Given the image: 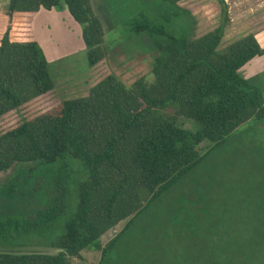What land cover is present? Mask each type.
<instances>
[{"label":"trees","instance_id":"16d2710c","mask_svg":"<svg viewBox=\"0 0 264 264\" xmlns=\"http://www.w3.org/2000/svg\"><path fill=\"white\" fill-rule=\"evenodd\" d=\"M138 1L136 8L135 1L128 3L127 39L146 34L156 53L152 82L141 77L126 85L109 74L86 96L64 99L0 134V172L13 169L18 183L25 172L30 176L34 170L55 167L48 171L54 174L50 181L37 177V186L31 188L44 194V204L20 218L0 219V242L9 247L0 250V264H72L85 249L100 251L98 264H104L129 226L162 193L242 124L264 121L262 89L240 71L262 56L264 47L249 33L217 49L229 22L225 0H216L219 24L199 36L195 26L184 30L180 22L182 15L192 16L180 4L184 0ZM40 8H64L82 25L90 67L105 56L103 25L90 0H8L0 29V117L54 87L32 29ZM180 119L198 128L183 127ZM74 161L85 178L76 185L74 212L47 245L57 252L22 250L27 249L25 236H42L66 214L67 178L76 172ZM257 188L262 193L264 182ZM20 192L12 189L15 196ZM180 198L167 214L172 223L168 230L173 234L174 227V237L192 248L181 249L168 264H264V200L263 208L232 209L227 220L213 216L207 206L199 207L201 195L190 207L185 206L187 196ZM125 219L123 228L103 245L101 236Z\"/></svg>","mask_w":264,"mask_h":264},{"label":"rangeland","instance_id":"374dc122","mask_svg":"<svg viewBox=\"0 0 264 264\" xmlns=\"http://www.w3.org/2000/svg\"><path fill=\"white\" fill-rule=\"evenodd\" d=\"M132 1H135L133 3L135 8L140 3L138 0H90L93 11L103 25V48L106 50L104 58L92 67L87 63L86 47L82 40V25L75 22L64 8L51 10L40 8L33 19L32 28L37 43L48 60L54 87L46 94L1 116L0 134L54 107L64 99L86 96L92 86L109 74L115 75L126 85H131L141 77L147 83L152 82L151 63L156 53L152 50L146 34L134 35L132 36L134 38L127 39L130 30L126 24V15L129 12L128 3L131 4ZM226 1L229 5H233V0ZM240 1L239 12L250 14L251 22L243 21L240 25L236 19L237 22L233 24L235 26L231 27L233 31H224L217 48L219 51L224 50L232 41L248 34L249 27L253 24L264 28V0ZM180 4L192 12L191 17L182 15L180 22L183 29L190 31L195 26L196 36L220 22V6L216 0H184ZM185 20L190 22V25L192 23L194 25L188 26ZM200 21L204 23L207 21L208 27L204 28ZM241 74L259 85L264 97V58L251 61L241 70ZM179 121L183 127L198 128V125L194 123L195 126H193L190 120L180 119ZM253 123L249 121L238 127L227 142L214 148L199 165L168 191L162 193L129 226L117 248L113 250L109 258L106 256L107 260L104 264H168L181 249H191L187 240L185 241L188 246L182 244L180 238L174 237V227L171 228L173 234H170L168 230L172 223L166 220L167 214L171 210L173 201L181 200L180 196H187L188 202L185 206L190 207L189 202L196 201L201 195L203 198L197 201L199 207L207 206L213 209V216L227 220L229 218L225 215H229L234 208H263L264 190L260 193L257 185L264 182V121ZM251 124L253 126H250ZM244 129L246 133L241 132ZM205 145L203 143L202 147ZM74 162L76 172L69 173L67 178L70 191L66 214L57 219L53 227L46 230L42 236H25L23 240L29 248L22 250L57 252L47 245L53 236L62 232L65 218L74 212L77 201L76 185L78 181L85 178L82 166L79 162ZM31 165L22 164L21 166ZM50 168L55 167L34 170L30 176L25 172L20 177L22 183L15 180L16 172L13 169L0 172V219L20 218L44 204V194L39 191L32 192L31 188L33 185L37 186L35 183L37 177H42L45 183L52 179L54 174L48 172ZM16 187L22 191L19 196L12 193V189ZM11 193L12 195L9 196ZM176 206L177 204L174 205L175 208ZM225 209L227 212L222 211ZM255 217H259L258 213ZM127 220H122L105 232L100 238L101 243L105 245L123 228ZM234 224L236 226L238 222ZM237 228L236 226V233ZM3 248L9 247L4 242H0V250ZM100 258V251L85 249L80 252V257L72 258L71 262L72 264H98ZM155 260L157 262H154Z\"/></svg>","mask_w":264,"mask_h":264},{"label":"crops","instance_id":"0c3cea01","mask_svg":"<svg viewBox=\"0 0 264 264\" xmlns=\"http://www.w3.org/2000/svg\"><path fill=\"white\" fill-rule=\"evenodd\" d=\"M225 2H226V4H227V7H228V5H229V3L225 0ZM232 3H233V5L231 4V5H229V7H228V17H229V22H228V24H227V26H226V28H225V30H227V32H232L233 30H232V25L234 24V22H237V21H235L236 19L239 21V24L241 25V24H243V21H247L248 23H250L251 22V19L249 18L250 16V14H243L242 12H239V9H241V7H239V4H241V1L240 0H233L232 1ZM7 5H8V0H0V29L2 28V25L4 24V17H3V12L5 11V9L7 8ZM207 5V4H206ZM245 8V7H244ZM237 12H239V13H237ZM244 12V11H243ZM38 13V12H37ZM36 13V14H37ZM191 14H192V12H191ZM35 17V16H34ZM34 19V18H33ZM206 20V19H205ZM242 20V21H241ZM196 21V20H195ZM241 21V22H240ZM201 22V21H200ZM203 22V21H202ZM201 22V24H203V27L204 28H206V27H208V23H207V21H205V23L203 22L202 23ZM196 23V22H195ZM32 24H33V21H32ZM218 25V24H217ZM216 25V26H217ZM216 26H211V27H208L207 29H205L204 31H203V33H206V32H208V31H210V30H212V29H214ZM233 26H235V25H233ZM33 29V28H32ZM249 33H252V34H254V36L256 37V39L258 40V42H259V44L262 46V47H264V28H260V27H256V26H254V24H253V26H250L249 27ZM202 33V34H203ZM248 33V34H249ZM261 38V39H260ZM262 58H264V54L262 55V56H259V57H255V58H253L252 60H250L246 65H244L242 68H241V70L245 67V66H247L251 61H253V60H260V59H262ZM240 70V71H241ZM28 248H29V245L27 246ZM37 251V250H36ZM42 252V251H41ZM44 253H49V252H44Z\"/></svg>","mask_w":264,"mask_h":264}]
</instances>
